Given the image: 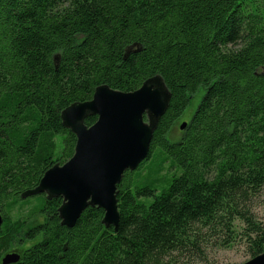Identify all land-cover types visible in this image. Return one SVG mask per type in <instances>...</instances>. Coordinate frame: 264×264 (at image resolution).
Listing matches in <instances>:
<instances>
[{
	"label": "trees",
	"instance_id": "trees-1",
	"mask_svg": "<svg viewBox=\"0 0 264 264\" xmlns=\"http://www.w3.org/2000/svg\"><path fill=\"white\" fill-rule=\"evenodd\" d=\"M155 76L172 98L137 170L156 168L165 182L134 187L126 172L117 232L98 207L67 228L61 198L21 199L75 153L66 108ZM200 91L181 141L170 142ZM263 186L264 0H0V264L15 249L17 264H163L181 248L202 254L198 232L231 231L236 219L253 259L264 225L241 206Z\"/></svg>",
	"mask_w": 264,
	"mask_h": 264
},
{
	"label": "water",
	"instance_id": "water-1",
	"mask_svg": "<svg viewBox=\"0 0 264 264\" xmlns=\"http://www.w3.org/2000/svg\"><path fill=\"white\" fill-rule=\"evenodd\" d=\"M171 93L161 76L147 80L135 92L98 87L91 101L74 103L62 112L63 127L77 137L73 157L49 169L40 184L21 199L45 195L61 198V225L74 228L89 207L104 210L102 224L119 230L121 215L117 189L126 172L136 171L148 159L158 125L166 114ZM98 117L88 127L89 117ZM187 123L181 125L185 130ZM4 217L0 211V229ZM21 255L7 253L2 264H17ZM244 264H264V254Z\"/></svg>",
	"mask_w": 264,
	"mask_h": 264
},
{
	"label": "rangeland",
	"instance_id": "rangeland-1",
	"mask_svg": "<svg viewBox=\"0 0 264 264\" xmlns=\"http://www.w3.org/2000/svg\"><path fill=\"white\" fill-rule=\"evenodd\" d=\"M202 97L203 92L200 91L198 95L192 98L190 108L169 132L168 139L170 142L178 143L181 141L184 133V130L180 129L181 125L183 123L189 124ZM60 151L61 146L59 145L58 153ZM149 169L150 167L143 170L139 169L131 174L133 186L139 188L151 187L160 190V187L165 182V176L162 173L159 176L156 168L153 171ZM31 200L39 202L40 198L34 196ZM32 206L28 205L25 208L28 209ZM241 209L247 212L257 223L264 225V186L257 192H250ZM43 221L44 218L42 217L37 219V222ZM198 234L200 235L202 254L199 255L192 248H181L165 257L163 264H244L252 259L248 251L249 240L246 226L240 219L234 221L231 231H228L225 226L215 228L212 232L205 229L202 234L199 232ZM13 252H17L20 255L22 253L17 249L9 253Z\"/></svg>",
	"mask_w": 264,
	"mask_h": 264
},
{
	"label": "bare ground",
	"instance_id": "bare-ground-1",
	"mask_svg": "<svg viewBox=\"0 0 264 264\" xmlns=\"http://www.w3.org/2000/svg\"><path fill=\"white\" fill-rule=\"evenodd\" d=\"M147 160V159H146Z\"/></svg>",
	"mask_w": 264,
	"mask_h": 264
},
{
	"label": "flooded vegetation",
	"instance_id": "flooded-vegetation-1",
	"mask_svg": "<svg viewBox=\"0 0 264 264\" xmlns=\"http://www.w3.org/2000/svg\"><path fill=\"white\" fill-rule=\"evenodd\" d=\"M46 198V197H45Z\"/></svg>",
	"mask_w": 264,
	"mask_h": 264
}]
</instances>
